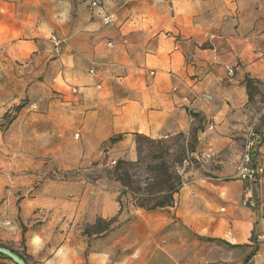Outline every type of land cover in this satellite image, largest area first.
<instances>
[{"label": "crops", "instance_id": "0c3cea01", "mask_svg": "<svg viewBox=\"0 0 264 264\" xmlns=\"http://www.w3.org/2000/svg\"><path fill=\"white\" fill-rule=\"evenodd\" d=\"M76 1L74 45L55 49L58 54L50 63L55 71L46 72L45 83L47 89L64 93L76 88L71 101L50 103L61 108L58 120L71 124L85 149H60L68 154L58 167L69 170L97 157L113 136L122 137L112 144L113 154L129 157L131 134L161 138L188 134L197 125L199 152L211 147L214 155L188 172V183L172 206L144 211L150 221L134 264H264V244L251 241L257 210L240 205L241 180L231 181L236 191L230 193L219 178L205 174L233 176L252 131L261 133L256 161H264V0H103L112 17L106 27ZM58 3L0 0V74L6 69L15 79L16 60L43 58L46 50L39 38L64 21L56 13ZM89 59L97 65L95 74L84 68ZM246 77L253 80L251 99ZM4 105L0 98V114ZM28 111L22 106L16 112L14 124L24 128L18 136L40 138L39 148L47 155L54 151L45 145L49 132L31 136ZM40 119L49 116L41 114ZM22 182L29 184L27 178ZM70 184H61L60 195L36 191L19 201L5 199L0 244L24 251L27 264H83L81 241L67 232L75 217V204L67 201ZM111 211L110 201L100 215ZM0 264L12 262L0 257ZM90 264L112 262L105 249Z\"/></svg>", "mask_w": 264, "mask_h": 264}, {"label": "rangeland", "instance_id": "374dc122", "mask_svg": "<svg viewBox=\"0 0 264 264\" xmlns=\"http://www.w3.org/2000/svg\"><path fill=\"white\" fill-rule=\"evenodd\" d=\"M77 4L76 0H59L55 7L56 10L59 8L56 13L62 16L64 21L59 27L48 28L50 32L46 37L39 38L40 47L46 50L42 59H34L31 55L26 59L16 60L15 79L5 73L6 69L0 74L2 86L0 98L6 103L2 107L3 113L0 114V205L7 198H16L19 201L36 191L42 195H47L48 191L60 195L61 184L72 183L69 185L71 191L67 201L75 204V217L68 223L67 232L75 240L78 237L81 241L82 263L90 264V258L95 256L99 258L106 249L112 264H119L122 260H129V264H134L137 258V246L142 242L148 226L147 222L150 221L144 212L147 210L138 208L134 204L142 200L151 203L165 196L171 185L177 183L176 176L179 177L180 182L176 192L178 193L188 183V172L199 169L207 160L201 159V153L204 151L198 150L197 125H192L188 134L180 133L168 137L143 138L137 133L131 134L132 153L129 157L126 155L117 157L113 154L112 144L122 139L121 136H113L102 144L101 152L97 157L90 156V159L69 170L58 167L57 162L66 159L68 154L63 150L59 153L60 149L65 146L71 149L73 145H81L83 151L85 149L80 134L76 136L77 131L71 127V124L58 120L61 108L51 106L50 103L52 100L63 98L71 101L77 90L73 91V87L68 89L69 93L49 90L45 83L46 72L55 71V68L50 66L51 61L56 59L58 54L55 49H60L62 45H74L71 35ZM62 5L66 10L61 8ZM69 5L73 7L72 10H68ZM89 15L99 25L106 27L99 18L90 13ZM70 62H73V59ZM61 65L65 66L63 63ZM5 66V61H2V68ZM96 66L89 59L84 68L88 73L93 68L95 74ZM68 67L79 69L74 66ZM40 70H43V73ZM13 99L16 101L12 103ZM22 106H26L29 110L28 115H32L30 117L32 126L28 133L33 136L39 131L49 132L50 137L45 145L54 148V151L43 155L39 148L42 141L40 138L20 139L18 135L24 128H20L19 122L14 124V119L16 112ZM66 113L69 115L72 112L69 113L67 110ZM41 114L48 115L49 119L41 120ZM255 133L261 138V133L258 131ZM106 150H109V153ZM111 159L115 160L114 164L109 163ZM160 162L165 163L166 169L158 168ZM16 168L20 169L16 170ZM123 172H127L130 177V183L125 187L118 179L119 174ZM205 174L210 178H219V182H223L230 193L236 191V188L231 187V181L241 180L240 205L257 210L251 241L258 245L264 244V223L261 220L264 219V183L258 184L241 179L237 166L233 176L220 177L212 172ZM25 178L29 180L27 186L23 182L20 183ZM14 179L18 182L12 183ZM246 189L250 190V197L248 192H245ZM176 193L173 194V203ZM119 200L123 205L121 211ZM110 201L113 203V212L111 211L112 213L106 217L100 215L101 210L109 207ZM0 246L6 247L2 244ZM18 251L28 259L24 251Z\"/></svg>", "mask_w": 264, "mask_h": 264}, {"label": "built area", "instance_id": "2783aa9c", "mask_svg": "<svg viewBox=\"0 0 264 264\" xmlns=\"http://www.w3.org/2000/svg\"><path fill=\"white\" fill-rule=\"evenodd\" d=\"M81 1L85 4L88 12L92 16L99 18L103 25L108 26L112 23V17L106 12L102 0ZM89 72L93 74L94 69L91 68ZM73 91H76V88H73ZM259 142L260 137L255 132L252 131L248 134L241 157L237 164V171L241 179L262 184L264 183V161H262L261 163H258L256 161V152ZM106 152L109 153V150H106ZM213 155L214 154L212 150L208 149L201 153V159L209 160L213 157ZM109 163L114 164L115 160L111 159L109 160ZM248 197H250V195Z\"/></svg>", "mask_w": 264, "mask_h": 264}, {"label": "trees", "instance_id": "16d2710c", "mask_svg": "<svg viewBox=\"0 0 264 264\" xmlns=\"http://www.w3.org/2000/svg\"><path fill=\"white\" fill-rule=\"evenodd\" d=\"M245 82H246V89L248 91L249 99H251V95H252L251 91L254 88L253 80L250 79L249 77H246ZM138 135L142 136L143 138H146V136H144V135H141V134H138ZM158 168H160L162 170L166 169L165 163L164 162H160L158 164ZM118 179L121 182L123 187H125L126 185H128L130 183V177H129L127 172H123V173L119 174ZM176 182L177 183L175 185L174 184L171 185V187L169 189V192L165 196H163L161 198H158L157 200H155L154 202H151V203L148 202V201H143L142 200V201L136 202L134 205L136 207H138V208H142V209L147 210V211L155 210V209H158V208H164V207L172 206V204H173V194L178 191L179 185H180L178 176H176ZM119 203H120V211H121L122 208H123V205H122L120 200H119ZM12 251L14 253L18 254L26 262V258L24 257V255H22L21 253H18L17 251H14V250H12ZM0 257L5 258L4 256H1V255H0Z\"/></svg>", "mask_w": 264, "mask_h": 264}, {"label": "water", "instance_id": "95a60500", "mask_svg": "<svg viewBox=\"0 0 264 264\" xmlns=\"http://www.w3.org/2000/svg\"><path fill=\"white\" fill-rule=\"evenodd\" d=\"M0 255L7 258L13 264H27L23 258L6 247L0 246Z\"/></svg>", "mask_w": 264, "mask_h": 264}]
</instances>
